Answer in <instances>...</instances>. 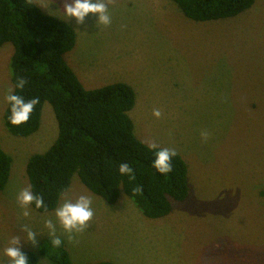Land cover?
Segmentation results:
<instances>
[{"label":"rangeland","instance_id":"obj_1","mask_svg":"<svg viewBox=\"0 0 264 264\" xmlns=\"http://www.w3.org/2000/svg\"><path fill=\"white\" fill-rule=\"evenodd\" d=\"M108 8V26L91 13L84 25L75 22L77 43L65 58L94 71V80L82 82L88 89L128 81L136 93L130 112L136 135L185 158L190 194L173 201L167 216L150 219L126 194L108 203L76 174L67 197L91 195L94 211L78 243L67 240L55 210L30 206V216L23 217L17 195L30 185L26 163L52 145L58 125L45 103L37 132L17 137L6 129L14 51L7 42L0 47V145L13 165L0 190V259L19 236L21 250L37 252L38 264H51L39 247L51 238L44 220L52 218L76 264H264V0L207 21L190 19L173 0H113ZM156 108L160 118L153 116ZM22 224L38 233L35 247L24 240Z\"/></svg>","mask_w":264,"mask_h":264},{"label":"trees","instance_id":"obj_2","mask_svg":"<svg viewBox=\"0 0 264 264\" xmlns=\"http://www.w3.org/2000/svg\"><path fill=\"white\" fill-rule=\"evenodd\" d=\"M184 14L196 21L224 19L251 8L256 0H173ZM77 41L75 28L66 20L45 12L31 0H0V47L14 46L10 58L13 86L17 77L27 79L23 89H15L27 101L39 97L29 120L19 126L4 111L6 129L14 136L28 137L41 125L42 111L49 103L54 111L58 135L43 152L32 154L26 174L34 194L42 195L47 206L39 212L55 210L71 186L74 175L93 193L108 203H116L126 194L150 219L167 216L173 201H184L190 194L189 165L177 152L173 170L165 175L153 167L155 151L135 133L130 116L136 104L134 88L113 82L86 88L65 54ZM160 147V146H159ZM163 148V147H160ZM128 163L135 179L121 175L119 165ZM13 157L0 145V190L8 184ZM142 191L136 193L134 189ZM54 247L51 238L42 241L39 253L51 264H76L65 240ZM28 264H38V253L22 249ZM90 264H114L111 261Z\"/></svg>","mask_w":264,"mask_h":264},{"label":"clouds","instance_id":"obj_3","mask_svg":"<svg viewBox=\"0 0 264 264\" xmlns=\"http://www.w3.org/2000/svg\"><path fill=\"white\" fill-rule=\"evenodd\" d=\"M29 2L31 3V0ZM112 3L113 0H71V2L64 0L63 10L68 20L75 18L77 25H84L86 17L91 13L98 17L97 21L100 24L108 26L111 24L108 6ZM27 82L26 78L17 77L15 85L9 86L5 95V101L10 105L11 115L9 120L13 125L19 126L22 123H26L35 106L39 103V97L26 101L23 96L15 94V89H23ZM153 116L160 118L162 116L161 110L158 108L153 109ZM201 138L206 142L209 138V133L206 130L201 131ZM144 143L147 144L149 149H159L155 151V159L152 162L153 167L161 174L167 175L171 173L173 170L172 160L178 154L176 150L168 147L160 148L154 140L145 141ZM119 172L121 175H128L131 179H135L134 170L128 163H121L119 165ZM134 191L140 193L142 189L137 187ZM17 202L23 210V217L30 216V206L32 204L35 205L36 209L44 208L47 210L43 196L34 194L31 185H27L19 191ZM92 202L91 195L81 194L73 201L65 193L63 203L55 209L56 221L63 229V233L70 243H78L77 235L83 233L90 226V222L94 216ZM44 226L48 230V235L52 238V245L60 247L63 241L57 235L56 222L52 218H46ZM20 230L26 233V239L24 240L31 242L35 247L37 245L36 236L38 233L33 231L28 224H22ZM20 242L21 238L19 236H13L8 241V246L4 248L3 253L5 259H0V264H28V257L21 250Z\"/></svg>","mask_w":264,"mask_h":264},{"label":"crops","instance_id":"obj_4","mask_svg":"<svg viewBox=\"0 0 264 264\" xmlns=\"http://www.w3.org/2000/svg\"><path fill=\"white\" fill-rule=\"evenodd\" d=\"M33 1L35 3H37L45 12H47L49 14H52V15H55V16H58V17H60V18H62L64 20L68 21L75 28V30L77 32V39H78V29H77V26L75 24V18H71V19L68 20V18L64 14L63 6L55 5L54 7H52L53 5H51L50 0H47V1H44V0H33ZM69 2H71V1L69 0ZM42 6H44V7H42ZM76 43H77V41H76ZM11 56H10V58H11ZM68 63L75 70V72L77 73L79 78L80 77L82 78V79H80L82 82L90 83L92 80L95 79L96 74L94 73L93 70H89L88 68L86 69L85 67L84 68L83 67L80 68L79 66H77V64H75V62H74V64L72 63V65H71V63L69 61H68ZM125 83H128V81L125 82ZM94 88H96V87H94Z\"/></svg>","mask_w":264,"mask_h":264}]
</instances>
